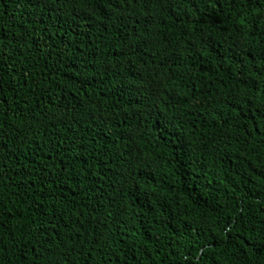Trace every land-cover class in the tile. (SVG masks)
Here are the masks:
<instances>
[{
  "label": "trees",
  "instance_id": "obj_1",
  "mask_svg": "<svg viewBox=\"0 0 264 264\" xmlns=\"http://www.w3.org/2000/svg\"><path fill=\"white\" fill-rule=\"evenodd\" d=\"M0 264H264V0H0Z\"/></svg>",
  "mask_w": 264,
  "mask_h": 264
}]
</instances>
